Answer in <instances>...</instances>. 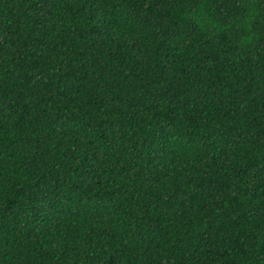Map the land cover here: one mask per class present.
Segmentation results:
<instances>
[{
	"label": "trees",
	"instance_id": "obj_1",
	"mask_svg": "<svg viewBox=\"0 0 264 264\" xmlns=\"http://www.w3.org/2000/svg\"><path fill=\"white\" fill-rule=\"evenodd\" d=\"M0 264H264V0H0Z\"/></svg>",
	"mask_w": 264,
	"mask_h": 264
}]
</instances>
